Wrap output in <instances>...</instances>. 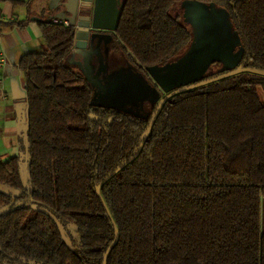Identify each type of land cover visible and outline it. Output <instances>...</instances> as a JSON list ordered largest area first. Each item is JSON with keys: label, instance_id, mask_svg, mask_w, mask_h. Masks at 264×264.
<instances>
[{"label": "trees", "instance_id": "obj_1", "mask_svg": "<svg viewBox=\"0 0 264 264\" xmlns=\"http://www.w3.org/2000/svg\"><path fill=\"white\" fill-rule=\"evenodd\" d=\"M185 1L228 14L240 59L146 115L94 105L74 28L38 21L19 154L0 156V264H264V0H126L110 50L138 73L180 58Z\"/></svg>", "mask_w": 264, "mask_h": 264}, {"label": "water", "instance_id": "obj_2", "mask_svg": "<svg viewBox=\"0 0 264 264\" xmlns=\"http://www.w3.org/2000/svg\"><path fill=\"white\" fill-rule=\"evenodd\" d=\"M125 1L126 0H55L52 5L54 11L58 12V14L64 13L67 15L70 25L74 28V49L79 59H81L80 56H82L83 52L86 50L89 41H93L95 38L98 40L103 38V35H98L93 32H115ZM183 3L186 10L198 11L203 9V7H208L213 10L217 9L212 4H203L195 1H185ZM119 4L120 8L118 9ZM223 13L227 18L226 13ZM182 16H185V13H183ZM185 22L188 23L187 21ZM229 34L233 35L235 43L231 46L232 54L230 55L229 65L226 66L223 63L221 70L234 68L238 64L241 56L239 39L233 32L232 27L229 29ZM191 50L193 52H191ZM216 51L217 49L211 41L205 42L200 38H196L193 34L191 44L183 56L164 66H153L145 69V72L149 75L157 88L150 83L144 82L137 76L126 74L111 78L110 92L107 93V91L102 89L103 100L111 95L115 87H120L125 90L121 98V104L125 107L130 106L132 108H138L139 103L145 100L150 103H155L160 99V92L167 94L176 88L186 86L203 77L209 69V66L218 61L214 58ZM174 65L177 67L174 69L176 75L184 79L177 82L175 85H170L168 81L172 75L175 74L172 72L168 76L167 73L169 71L167 72L166 70L168 67ZM102 67L103 64L101 63L100 69L96 73L93 81L94 85L101 86L99 85L98 77L101 74ZM93 104L106 108L129 111V109L105 105L103 101H93Z\"/></svg>", "mask_w": 264, "mask_h": 264}, {"label": "crops", "instance_id": "obj_3", "mask_svg": "<svg viewBox=\"0 0 264 264\" xmlns=\"http://www.w3.org/2000/svg\"><path fill=\"white\" fill-rule=\"evenodd\" d=\"M51 0H0V156L19 154L26 127L23 74L17 68L22 55L45 49L39 20L67 21L50 7ZM70 23V22H69ZM264 104V87H257Z\"/></svg>", "mask_w": 264, "mask_h": 264}, {"label": "rangeland", "instance_id": "obj_4", "mask_svg": "<svg viewBox=\"0 0 264 264\" xmlns=\"http://www.w3.org/2000/svg\"><path fill=\"white\" fill-rule=\"evenodd\" d=\"M55 0H51V8ZM181 4L177 5V9L183 13L184 20L188 22V26L192 30V33L196 38H200L205 42H212L216 47L217 51L214 54L215 60L207 70L208 73H214L218 69H222L223 63L228 66L230 61V55L232 54L231 46L234 45L235 39L232 34H229V29L231 28V23L228 14L220 9H210L208 7H203L198 11L186 10L185 6ZM179 12V13H180ZM225 12L227 18L225 17ZM98 41L93 40L86 48L84 61L78 58L76 54H73L71 59L68 60V64L71 65L76 71L83 73L93 86V97L96 102H104L105 105L121 107L123 109H129V111L134 114L143 115L150 112L151 108L159 103L164 95V92H160V99L155 103H150L147 100L139 103L138 108H132L130 106L125 107L121 103V98L123 97L124 89L120 87H115L111 95L103 100V90L110 92V80L111 78L122 76L126 74H131L133 76H138L141 80L149 79V75L146 73H138L134 69L130 68L123 60L119 52H114L110 50V39L103 40L98 45V50L96 52V46ZM44 51V50H43ZM75 53V49L73 50ZM191 52H193L191 50ZM103 64L101 74L98 77L99 85L93 84L96 73L100 69V64ZM175 65L167 68V75L169 76L172 72L175 75L169 79L168 84H176L182 79L181 76H177L175 72ZM103 89V90H102ZM25 176V171L23 169V178ZM64 239L69 243V238H76V231L72 225L68 226L67 231L62 230Z\"/></svg>", "mask_w": 264, "mask_h": 264}, {"label": "flooded vegetation", "instance_id": "obj_5", "mask_svg": "<svg viewBox=\"0 0 264 264\" xmlns=\"http://www.w3.org/2000/svg\"><path fill=\"white\" fill-rule=\"evenodd\" d=\"M121 2V1H120ZM121 4V3H120ZM120 4L118 5V9L120 8ZM93 33H97L98 35H103V38L101 39V40H98L97 38H95L94 40H96V41H98V44H97V46H96V52H97V50H98V45H99V43L101 42V41H103V40H109L110 39V33L111 32H108V31H95V32H93ZM92 41H89L88 42V45L91 43ZM87 45V46H88ZM85 52L86 51H84L83 52V54H82V56H80V58H81V60L82 61H84V55H85ZM143 81L144 82H147V83H150V84H152L153 86H155L156 87V85L152 82V80L149 78V79H143ZM157 88V87H156Z\"/></svg>", "mask_w": 264, "mask_h": 264}, {"label": "built area", "instance_id": "obj_6", "mask_svg": "<svg viewBox=\"0 0 264 264\" xmlns=\"http://www.w3.org/2000/svg\"><path fill=\"white\" fill-rule=\"evenodd\" d=\"M57 22V21H55ZM61 23L64 25V26H68V22L67 21H61Z\"/></svg>", "mask_w": 264, "mask_h": 264}]
</instances>
